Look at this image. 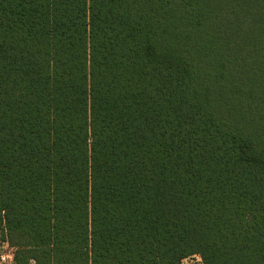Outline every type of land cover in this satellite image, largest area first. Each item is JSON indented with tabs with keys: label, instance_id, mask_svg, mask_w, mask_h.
<instances>
[{
	"label": "trees",
	"instance_id": "obj_1",
	"mask_svg": "<svg viewBox=\"0 0 264 264\" xmlns=\"http://www.w3.org/2000/svg\"><path fill=\"white\" fill-rule=\"evenodd\" d=\"M0 240L264 264V0H0Z\"/></svg>",
	"mask_w": 264,
	"mask_h": 264
},
{
	"label": "rangeland",
	"instance_id": "obj_2",
	"mask_svg": "<svg viewBox=\"0 0 264 264\" xmlns=\"http://www.w3.org/2000/svg\"><path fill=\"white\" fill-rule=\"evenodd\" d=\"M14 252H15V249L12 246H10L6 241L0 240V256L1 255H11L14 260ZM0 264H10V262H1V259H0ZM185 264H203V263H202L201 256L198 255V258L197 257L190 258L185 262Z\"/></svg>",
	"mask_w": 264,
	"mask_h": 264
},
{
	"label": "built area",
	"instance_id": "obj_3",
	"mask_svg": "<svg viewBox=\"0 0 264 264\" xmlns=\"http://www.w3.org/2000/svg\"><path fill=\"white\" fill-rule=\"evenodd\" d=\"M200 256V255H199ZM197 257L198 258V254H195V255H192L190 257H187L185 259L182 260L181 264H185V262L190 259V258H195ZM0 259H1V262H10V264H14V260H13V257L11 255H1L0 256ZM201 260V259H200ZM203 263V261H202Z\"/></svg>",
	"mask_w": 264,
	"mask_h": 264
}]
</instances>
